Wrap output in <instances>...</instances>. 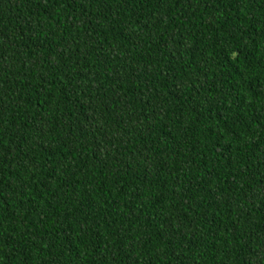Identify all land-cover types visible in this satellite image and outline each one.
I'll use <instances>...</instances> for the list:
<instances>
[{"label":"trees","instance_id":"16d2710c","mask_svg":"<svg viewBox=\"0 0 264 264\" xmlns=\"http://www.w3.org/2000/svg\"><path fill=\"white\" fill-rule=\"evenodd\" d=\"M0 264H264V0H0Z\"/></svg>","mask_w":264,"mask_h":264}]
</instances>
